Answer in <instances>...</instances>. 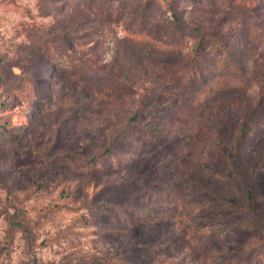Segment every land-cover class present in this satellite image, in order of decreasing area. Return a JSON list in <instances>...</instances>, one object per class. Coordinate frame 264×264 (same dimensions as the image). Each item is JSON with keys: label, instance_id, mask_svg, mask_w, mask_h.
<instances>
[{"label": "rangeland", "instance_id": "374dc122", "mask_svg": "<svg viewBox=\"0 0 264 264\" xmlns=\"http://www.w3.org/2000/svg\"><path fill=\"white\" fill-rule=\"evenodd\" d=\"M258 29L264 0H0V264H264ZM202 34L239 70L201 75Z\"/></svg>", "mask_w": 264, "mask_h": 264}, {"label": "trees", "instance_id": "16d2710c", "mask_svg": "<svg viewBox=\"0 0 264 264\" xmlns=\"http://www.w3.org/2000/svg\"><path fill=\"white\" fill-rule=\"evenodd\" d=\"M98 11L101 14H105L106 16L110 15V11L111 8H108L107 6H99ZM173 16V17H171ZM131 19H137L138 21H140V23L144 22V17L140 16V18L134 17ZM173 21L176 23L177 25V29L179 31L182 30L183 27V22L181 20V17L179 16V14H177L176 12H174L173 10H170V14H162L160 13V15L155 18L154 20V26L160 28L161 26H163V24H167V21ZM158 31H155V33H157ZM251 34L254 35L255 40L254 42L257 45H260L263 49H264V30L262 29H258V30H254L251 32ZM212 35H208V34H202L200 37V42L198 43V45L203 44L204 46H208L210 47V49L214 52H216V56L214 58V63L213 65L210 66V68H206L204 70H202L201 75H205L208 74L211 70H215L218 72H233V71H237L239 70V66L237 65V58L234 57L232 49L228 48V42L227 39L224 38L223 36L220 35H213V38H210ZM153 38L155 37V34H153L152 36ZM240 42L238 41V44ZM154 45L158 46V47H165V44H163L162 42H154ZM175 46L179 47L180 46L178 44H174ZM66 56V55H65ZM63 55V57H65ZM62 63H67V59L62 58ZM179 74L182 75V77H186V79L190 82L194 81L195 79V75H197V73L192 72V73H188L186 68H182L179 71ZM226 87H228L227 84H217L216 88H214L216 91H222L224 90ZM139 116V113L136 112L132 117L131 120L134 121L137 119V117ZM248 120L249 119H245L242 123L241 126V132L242 134L246 133V130L249 129L248 126ZM110 153V148H107L106 150H104V152L94 155L92 156L89 161H87L88 163H96L98 161H100L103 157L107 156ZM64 157H69V158H75V154H64ZM249 198L251 200L252 197V193L249 189H247ZM146 213V212H144ZM148 214L143 215V219H146L148 216Z\"/></svg>", "mask_w": 264, "mask_h": 264}]
</instances>
